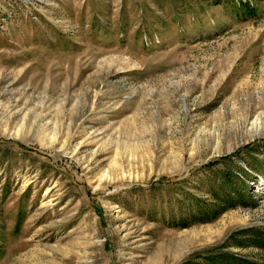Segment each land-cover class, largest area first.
I'll return each mask as SVG.
<instances>
[{
	"label": "rangeland",
	"instance_id": "374dc122",
	"mask_svg": "<svg viewBox=\"0 0 264 264\" xmlns=\"http://www.w3.org/2000/svg\"><path fill=\"white\" fill-rule=\"evenodd\" d=\"M226 172L242 203L173 225ZM0 202V264H181L263 230L264 0H0Z\"/></svg>",
	"mask_w": 264,
	"mask_h": 264
},
{
	"label": "trees",
	"instance_id": "16d2710c",
	"mask_svg": "<svg viewBox=\"0 0 264 264\" xmlns=\"http://www.w3.org/2000/svg\"><path fill=\"white\" fill-rule=\"evenodd\" d=\"M246 6H250V2H243ZM251 8V7H248ZM250 148L251 144L246 145ZM234 155H237L235 153ZM232 154L222 156L214 161L207 163L206 168H212V165L216 161L224 160L225 162L232 160ZM234 180L231 176V172H226L220 187L210 185L209 194L210 199L201 200L194 199L193 204L195 207L192 208L189 215L185 217L181 216L175 220L173 225L186 227L193 223L198 222H210L218 218L221 214L225 213L231 208H235L240 202V198L247 196L246 188L238 190L235 188ZM2 201L5 196L2 197ZM1 201V202H2ZM0 202V218L2 215V205ZM20 227V222L17 225V229ZM238 245L239 247H254L261 251V258H246L236 255L233 252L226 250L227 245ZM1 253V246H0ZM199 258L187 259L181 264H264V229L247 228L237 230L229 235L224 244L218 246V250L214 252H207Z\"/></svg>",
	"mask_w": 264,
	"mask_h": 264
}]
</instances>
